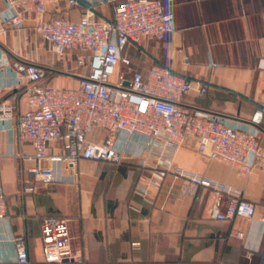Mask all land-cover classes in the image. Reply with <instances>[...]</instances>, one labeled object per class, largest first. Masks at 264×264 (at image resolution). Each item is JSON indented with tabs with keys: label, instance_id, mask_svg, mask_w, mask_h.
<instances>
[{
	"label": "crops",
	"instance_id": "crops-1",
	"mask_svg": "<svg viewBox=\"0 0 264 264\" xmlns=\"http://www.w3.org/2000/svg\"><path fill=\"white\" fill-rule=\"evenodd\" d=\"M67 1L45 0L44 18L78 21L82 9ZM79 1L98 21L109 23L113 6L124 0ZM160 1L174 13V27L162 40L124 48L121 55L134 69L146 76L153 65H162L205 84L204 94L184 96L179 105L186 111L211 112L242 123L264 109V0ZM6 9V1L0 0V13ZM35 23V15L26 13L20 28L0 30V63L33 62L55 71L50 84L77 87L88 73L87 63L77 64L78 52L58 60ZM123 71L119 64L117 73ZM13 83V70L0 64V104L14 106L11 127L0 122V191L7 208L6 219L0 221V264H19L17 236L25 240L29 264H46L40 240L46 216L69 220L72 249L81 256L54 264H264V173L242 175L198 153L190 139L178 147L156 143L147 148L143 138H130L119 164L81 160L72 169L35 160L30 158L33 147L17 138V117L27 102ZM257 129L264 147V114ZM104 136V131L94 130L88 139ZM58 151L56 145L48 152ZM35 166L51 168L59 180L47 186L37 183L28 172ZM178 168L240 191L255 206L253 218L213 219L214 193L176 178ZM34 184V192H23ZM228 201L221 197V209Z\"/></svg>",
	"mask_w": 264,
	"mask_h": 264
},
{
	"label": "built area",
	"instance_id": "built-area-1",
	"mask_svg": "<svg viewBox=\"0 0 264 264\" xmlns=\"http://www.w3.org/2000/svg\"><path fill=\"white\" fill-rule=\"evenodd\" d=\"M5 1L7 9L0 13V30L20 28L24 15L33 13L35 31L50 44L58 60L69 52H78L77 64L87 63L89 67L78 86L68 88L50 84L47 68L36 63L23 59L11 64L1 61V65L13 70L14 87L26 97L27 109L17 117L16 134L20 142L33 147L30 158L66 164L72 169L81 160L119 164L127 155L124 145L130 138H143L147 148L156 143L178 147L190 139L198 153L228 164L242 175L255 170L264 173V147L257 129L264 109L255 111L248 122L242 123L211 112L186 111L179 105L184 96L191 92L204 94L205 84L187 80L162 65H153L144 76L134 69L130 59L121 55L128 44L159 41L173 29L174 13L166 10L160 0L117 3L109 23L98 21L79 0L67 1L70 7L82 9L76 22L46 20L45 0ZM119 64L125 66V71L117 73ZM126 74L130 75L128 80ZM13 114V105L0 104V122L7 128L11 127ZM94 130L104 131V138L89 140L88 134ZM56 145L60 151L49 153V148ZM28 172L43 186L59 180L48 167L35 166ZM174 176L214 193L216 199L210 209L213 219L253 218L255 206L240 191L181 168L174 171ZM35 190L36 184L23 188L24 193ZM222 196L229 198L224 209L220 207ZM6 211L0 191V221L6 219ZM72 239L69 220L44 217L40 226L44 263L80 259L72 249ZM14 245L16 261L29 264L24 238H14Z\"/></svg>",
	"mask_w": 264,
	"mask_h": 264
},
{
	"label": "trees",
	"instance_id": "trees-1",
	"mask_svg": "<svg viewBox=\"0 0 264 264\" xmlns=\"http://www.w3.org/2000/svg\"><path fill=\"white\" fill-rule=\"evenodd\" d=\"M46 73H47V79L50 80L52 76L55 74V71L47 69Z\"/></svg>",
	"mask_w": 264,
	"mask_h": 264
}]
</instances>
